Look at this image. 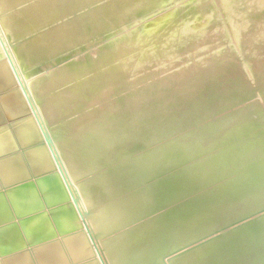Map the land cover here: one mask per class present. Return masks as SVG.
Returning <instances> with one entry per match:
<instances>
[{
	"label": "rangeland",
	"instance_id": "obj_1",
	"mask_svg": "<svg viewBox=\"0 0 264 264\" xmlns=\"http://www.w3.org/2000/svg\"><path fill=\"white\" fill-rule=\"evenodd\" d=\"M47 1L0 0V60L43 134L96 260L264 264V0H64L60 10ZM94 18L97 26H91ZM33 44L50 52L34 53ZM114 44L103 63H84L86 54ZM50 71L57 79L39 84ZM3 73L1 68L0 77L8 79ZM94 76L97 85L84 86ZM13 104L14 114L23 112ZM70 109L74 120L107 124L100 131L92 122L82 137L101 143L99 162L95 155L92 162L83 160L86 167L74 161L90 145L97 152L98 143L77 150L82 142L66 136L75 127L65 120ZM103 144L119 152L111 147L103 158ZM35 252L0 264H33L34 258L41 264Z\"/></svg>",
	"mask_w": 264,
	"mask_h": 264
},
{
	"label": "water",
	"instance_id": "obj_2",
	"mask_svg": "<svg viewBox=\"0 0 264 264\" xmlns=\"http://www.w3.org/2000/svg\"><path fill=\"white\" fill-rule=\"evenodd\" d=\"M1 68L8 79L0 77V256L8 253V248L9 252L33 250L57 235L67 238L84 230L43 134L29 118L25 100L4 60H0ZM10 103L18 104L23 112L14 114ZM33 222H46L53 235L39 241L28 238ZM4 237L8 240H1ZM87 242L91 255L82 264H99L91 242ZM65 261L80 263L67 255Z\"/></svg>",
	"mask_w": 264,
	"mask_h": 264
},
{
	"label": "bare ground",
	"instance_id": "obj_3",
	"mask_svg": "<svg viewBox=\"0 0 264 264\" xmlns=\"http://www.w3.org/2000/svg\"><path fill=\"white\" fill-rule=\"evenodd\" d=\"M14 1V0H13ZM46 1V0H45ZM50 1V0H49ZM49 1H47V2H49ZM67 2H68V0H66ZM219 1V0H218ZM2 2V1H1ZM0 2V3H1ZM10 2V1H9ZM51 2V1H50ZM53 2V1H52ZM54 7H56V8H58L59 10L62 8V7H64L63 6V2H64V0H54ZM16 3V2H15ZM125 3V2H124ZM222 3V2H221ZM47 3L45 2V6H47L46 5ZM53 4V3H52ZM65 4H67V3H65ZM43 7H45L44 5H42ZM48 6H50V5H48ZM47 6V7H48ZM67 6V5H66ZM65 6V7H66ZM3 7H4V5H3ZM53 7V5H52V8L53 9H55ZM6 8V7H5ZM37 8H39V7H37ZM1 9V8H0ZM136 9V8H135ZM36 10V9H35ZM34 10V8H33V10H31V12H34L35 11ZM44 10V9H43ZM48 10V9H47ZM50 10V9H49ZM104 10V9H103ZM111 10V9H110ZM109 10V11H110ZM37 11H40V10H37ZM98 11V10H97ZM113 11V10H112ZM119 11V10H118ZM26 12V11H25ZM30 12V13H31ZM44 12V11H43ZM42 13V12H41ZM46 13V12H45ZM111 13V12H110ZM20 14V13H19ZM28 14V13H27ZM32 14V13H31ZM30 14V16L29 15H27V16H29L30 18L29 19H32L31 17H32V15ZM37 14H40V13H37ZM44 14V13H43ZM98 14H100V12L99 13H96V17L98 16ZM109 14V13H108ZM15 15V14H14ZM101 15V14H100ZM202 15V14H201ZM17 16V15H16ZM18 16H20V15H18ZM17 16V17H18ZM26 16V17H27ZM21 17V16H20ZM101 17H103V16H101ZM100 16H99V18L100 19H102ZM108 17H109V15H108ZM112 17V16H111ZM95 19V21H92V23H91V26H92V24H93V26H97V21L98 20H100V19ZM14 19V18H13ZM20 19V18H19ZM104 19V18H103ZM10 20V19H9ZM16 20H17V18H16ZM84 20V19H83ZM86 20V19H85ZM89 20V19H88ZM88 20H87V22H88ZM6 21V20H5ZM22 21H24V20H22ZM90 21V20H89ZM101 21H103V20H101ZM101 21H99V23L101 22ZM31 23H32V20L30 21ZM48 22V21H47ZM4 23V22H3ZM8 23H10L9 21L7 22V24ZM24 24V23H23ZM5 25V24H4ZM54 25V24H53ZM8 26V25H7ZM22 26V25H21ZM24 26V25H23ZM90 26V25H89ZM91 26H90V28L89 29H91ZM99 26V25H98ZM100 26H102V25H100ZM6 27V26H5ZM11 27V26H10ZM20 27V26H19ZM85 27H87L86 25H85ZM23 28V27H22ZM82 28V27H81ZM93 28V27H92ZM99 28V27H98ZM16 29V28H15ZM87 29V28H86ZM94 29V28H93ZM93 29H92V31H93ZM98 32H100L99 30L101 29H97V28H95ZM19 30H21V29H19ZM62 30H63V28H62ZM72 30V29H71ZM96 30H95V32H96ZM11 31H12V28H11ZM15 31V30H14ZM16 31H18V30H16ZM55 31V30H54ZM64 31V30H63ZM83 31V30H82ZM84 31H86L85 29H84ZM84 31H83V33H84ZM189 31V30H188ZM22 32H23V30H22ZM51 32V31H50ZM97 32V33H98ZM11 33V32H10ZM14 33V32H13ZM18 33V32H17ZM20 33V32H19ZM63 33V32H62ZM90 33H93V32H91L90 31ZM90 33H88V31H87V34H90ZM14 34H16V33H14ZM14 34H13V36H14ZM36 34V33H35ZM76 34V33H75ZM82 34V33H81ZM86 34V35H87ZM96 34V33H95ZM2 35V34H1ZM12 35V34H11ZM74 35V34H73ZM79 35V34H78ZM83 35H85V34H83ZM94 36V35H93ZM12 37V36H11ZM46 37V36H45ZM45 37L43 38V39H45ZM54 37V36H53ZM52 37V38H53ZM72 37V36H71ZM74 37V36H73ZM28 38V37H27ZM47 38H49V37H47ZM86 38V37H85ZM84 39V38H83ZM23 40V39H22ZM46 40L48 41V39H45V41L44 42H46ZM54 40V39H53ZM52 40V41H53ZM75 40H77V39H75ZM14 41V40H13ZM30 41V40H29ZM33 41H34V39H33ZM57 41V40H56ZM55 41V42H56ZM61 41V40H60ZM36 41H34V43H35ZM76 42V41H75ZM74 42V43H75ZM33 43V42H32ZM38 43V42H37ZM48 43H50V42H48ZM47 42H46V44H48ZM80 43H81V41H80ZM94 43V42H93ZM22 44V43H21ZM20 44V45H21ZM45 44V43H44ZM52 44H53V42H52ZM60 44H62L63 45V43H60ZM64 44H68V43H64ZM100 44V43H99ZM113 44V43H112ZM14 45V44H13ZM26 45H28V47H30L29 46V44H26ZM34 45V44H33ZM61 45V46H62ZM2 46V45H1ZM17 46V45H16ZM24 46V45H23ZM35 46V45H34ZM45 46V45H44ZM44 46H42V47H40V45L39 44H37L35 47H38V49H36L35 50V52L34 53H41V52H50V51H46V48H43ZM51 46V45H50ZM27 47V48H28ZM33 47V46H32ZM54 47H57V46H54ZM77 47V46H76ZM92 47V46H91ZM114 47H115V44L114 45H110V46H108V47H104V48H96V50L94 51V53H90L91 55H89V54H86L87 55V59H83L85 62L84 63H86L87 62V66L89 67V66H95L96 64H98V62H101V63H103L104 62V54L106 53H110L111 55L113 54V51H114ZM15 48V47H14ZM49 48H51V47H49ZM59 48V47H58ZM5 49V48H4ZM24 49V48H23ZM28 49H30V48H28ZM54 49V48H53ZM60 49V48H59ZM78 49V48H77ZM89 49V48H88ZM109 51H108V50ZM25 50V49H24ZM50 50V49H49ZM72 50V49H71ZM33 51H34V49H33ZM69 51V50H68ZM72 51H74V50H72ZM93 51V50H92ZM108 51V52H107ZM5 52V51H4ZM74 52H77L76 50L74 51ZM73 52V53H74ZM83 52V51H82ZM18 53V55L20 56L21 54H23L24 53V51L23 50H21V48L19 49V51L17 52ZM27 53V52H26ZM60 53V52H59ZM108 53V54H109ZM8 54V53H7ZM65 54H67V53H65ZM78 54H79V52H78ZM81 54V53H80ZM115 54V53H114ZM1 55V54H0ZM25 55V54H24ZM27 56H28V54H27ZM26 56V57H27ZM31 56H33V55H31ZM35 56H36V54H35ZM39 56V55H38ZM37 56V57H38ZM59 56V55H58ZM90 56V57H89ZM106 56V55H105ZM21 57H23V56H20V58ZM36 57V58H37ZM66 57V56H65ZM64 57V58H65ZM71 57V56H70ZM107 57V56H106ZM105 57V58H106ZM108 57H110V55H108ZM114 57H115V55H114ZM113 57V58H114ZM6 58V57H5ZM23 58H25V56L23 57ZM31 58V57H30ZM33 58H34V56H33ZM83 58V57H82ZM111 58V57H110ZM22 59V58H21ZM20 59V60H21ZM26 59V58H25ZM39 59V58H38ZM38 59L36 60V59H32L33 60V63H34V61L36 60V61H38ZM55 59V58H54ZM67 59V58H66ZM130 59V58H129ZM31 60V59H30ZM29 59H28V61H30ZM52 60V59H51ZM68 60V59H67ZM82 60V61H83ZM106 60H108V58L106 59ZM112 60V59H111ZM114 60V59H113ZM112 60V61H113ZM25 61H27V59L25 60ZM130 61V60H129ZM7 62V61H6ZM14 62V61H13ZM17 62V61H16ZM20 62V61H19ZM41 61H39V63H40ZM97 62V63H96ZM109 62V61H108ZM107 62V63H108ZM46 63V62H45ZM75 63V62H74ZM43 64H44V62H43ZM19 65V64H18ZM50 65V64H49ZM49 65H46V66H48V69H49ZM79 65H83V64H79ZM79 65L77 66V68L79 67ZM100 65V64H99ZM137 65V64H136ZM17 66V65H16ZM20 66V65H19ZM23 66V65H22ZM46 66H45V68H46ZM116 66V65H115ZM38 67V66H37ZM114 67V66H113ZM73 68V67H72ZM80 68V67H79ZM90 68V67H89ZM23 69V68H22ZM81 69V68H80ZM86 69V68H85ZM113 69V68H112ZM39 70V69H38ZM42 70H44V67L42 68ZM41 70V71H42ZM46 70V69H45ZM76 70V68L74 69H72V71H75ZM114 70V69H113ZM119 70V69H118ZM37 71V70H36ZM121 71V70H120ZM20 72V71H19ZM53 72H54V69H53ZM51 73V71L49 72V73H51L49 76L48 75H46V77L44 78V74H43V76H42V74H41V77H43L41 80H40V83L39 84H45V83H48L49 81H51V82H54L55 80H52V79H57V76H56V74L55 73ZM82 72V71H81ZM118 72V71H117ZM42 73V72H41ZM63 73V72H62ZM119 73H122V72H119ZM118 73V74H119ZM19 74V73H18ZM25 74V73H24ZM115 74V73H114ZM7 75V74H6ZM31 76V75H30ZM38 76V75H37ZM36 76V77H37ZM97 76V75H96ZM96 76H94L92 79H89V80H87V81H85V84H84V86H87L89 83H97L98 81H97V79H96ZM32 77V76H31ZM51 77H53V78H51ZM98 77V76H97ZM14 79H16L15 77H14ZM37 79V78H36ZM85 79V78H84ZM30 80V79H29ZM33 81V80H32ZM31 81V82H32ZM38 81V80H37ZM59 81V80H58ZM100 81V80H99ZM17 82V81H16ZM60 82V81H59ZM58 82V83H59ZM64 82V81H63ZM33 83V82H32ZM55 83H57V82H55ZM27 84V83H26ZM35 84V83H34ZM52 84V83H51ZM124 84V83H123ZM38 85V84H37ZM36 85V86H37ZM97 85V84H96ZM34 85L32 84V87H33ZM57 85H55L54 87H56ZM38 87V86H37ZM41 87H42V85H41ZM53 87V86H52ZM44 88H45V86H44ZM37 89V88H36ZM41 90H42V88H40ZM40 89H38V90H40ZM47 89V88H46ZM33 90H34V88H33ZM108 90V89H107ZM116 90V89H115ZM45 91V90H44ZM43 91V92H44ZM39 92V94H40V91H38ZM23 96V95H22ZM58 96V95H57ZM54 97V96H53ZM65 98V97H64ZM63 98V99H64ZM49 102V101H48ZM57 103V102H56ZM11 104V103H10ZM52 104H54L53 102H52ZM61 104V103H60ZM65 104V103H64ZM14 105V104H13ZM16 105V104H15ZM63 105V104H62ZM11 106H12V104H11ZM10 106V107H11ZM59 106V105H58ZM28 107V106H27ZM114 107L115 106H113V109H114ZM17 108H19V107H17ZM47 108H48V106H47ZM122 108V107H121ZM49 109H52V108H49ZM113 109H111L112 111H113ZM10 110H12V108H10ZM65 110H68V108L67 109H65ZM103 110V109H102ZM101 110V111H102ZM115 110H116V108H115ZM119 110V109H118ZM14 111V110H13ZM19 111H21L20 109H19ZM122 111V110H121ZM120 111V112H121ZM22 112V111H21ZM48 112V111H47ZM51 112V111H50ZM68 112V113H67ZM66 112V117H65V120L68 122H72V123H74V129L71 127V129H73V130H69V131H66V133H67V137L69 136V135H71L72 137H75L79 142H82V143H80L81 145H79V143H78V146H77V144L75 145L76 147H77V150L78 151H82V150H79L78 148H81V147H85V149H87V147H86V145L87 146H89V144H94V143H96L97 145H95L96 146V150H97V152L95 151V148L93 149V148H90V146H89V148L87 149V150H85V151H82L83 152V154L81 155V154H79L80 152H78L77 153V155H81V156H77V159L76 160H74V161H80L81 160V163L83 162V160L85 161V163H88V162H92V160L95 158H93V155H95L96 153H99V154H101V152H99V151H101V150H103V148L101 147V143H99V141L98 140H95L94 141V139H88L87 141H89V142H87V141H85V140H82L84 137V135H85V132L86 133H88V135L91 133V131H90V129H91V127L88 129V127H89V125H91V124H94V123H92V122H95V125H97L98 127H100L101 128V130L100 131H103V129H105V128H103V124H104V122L102 123V126H99V125H101V124H99L98 125V120L97 121H95L94 120V118H87V117H85V118H81L80 116V118H77V120H74V118L72 117V116H74V115H72L74 112H73V110L71 111V109H70V111H67ZM73 112V113H72ZM103 112H105V111H103ZM15 113H18V112H15ZM72 113V114H71ZM118 113H119V111H118ZM123 113V112H122ZM21 114V113H20ZM47 114V113H46ZM59 115H61V113L59 114ZM48 116V115H47ZM50 116V115H49ZM62 116V115H61ZM60 116V117H61ZM124 116V115H123ZM127 116V115H126ZM30 117V116H29ZM63 117V116H62ZM72 117V118H71ZM113 118H114V116H112ZM111 117V119H113ZM116 117V116H115ZM122 117V116H121ZM68 118H69V120H68ZM53 119H54V117H53ZM57 119V118H56ZM56 119H54V120H56ZM119 119V118H118ZM122 119V118H121ZM92 120H94V121H92ZM125 120H126V118H125ZM130 120V119H129ZM60 121V120H59ZM66 121H61V122H64V124H65V122ZM107 121H108V119H107ZM113 121V120H112ZM114 121H115V119H114ZM110 122V121H109ZM58 123V122H57ZM124 123V122H123ZM69 124V123H68ZM119 124V123H118ZM122 124V123H121ZM93 126V125H92ZM107 127V124L105 123L104 124V127ZM109 126V125H108ZM125 126V125H124ZM65 127V126H64ZM113 127V126H112ZM117 127V126H116ZM103 128V129H102ZM115 128V127H114ZM111 129H113V128H111ZM110 129V130H111ZM116 129V128H115ZM129 129V128H128ZM88 130V131H87ZM112 131V130H111ZM120 131V130H119ZM99 132V131H98ZM107 132V131H106ZM114 132H115V130H114ZM114 132H112V135H110V136H113V134H114ZM63 133V132H62ZM65 133V132H64ZM64 133H63V137H64ZM65 133V134H66ZM73 134V135H72ZM94 134V133H93ZM117 134H119L120 135V133H118V131H117ZM119 135H117V136H119ZM128 135V134H127ZM70 137V136H69ZM83 137V138H82ZM90 137V136H89ZM89 137H87V138H89ZM102 137H104V136H102ZM125 137V136H124ZM86 138V137H85ZM106 138V137H105ZM105 138H103V139H105ZM128 138V137H127ZM140 138V137H139ZM75 139V140H76ZM100 139V138H99ZM102 139V140H103ZM106 139H108L109 141H110V138H106ZM105 139V140H106ZM116 139V138H115ZM65 140H67V139H65ZM70 140V139H69ZM76 140V141H77ZM82 140V141H81ZM101 140V141H102ZM104 140V141H105ZM75 141V142H76ZM104 141H102V143H104L105 144V142ZM115 141V140H114ZM114 141H112V142H114ZM119 141V140H118ZM118 141H116V142H118ZM121 141V140H120ZM72 142V141H71ZM106 142H107V140H106ZM115 142V143H116ZM130 142V141H129ZM108 143V142H107ZM114 143V144H115ZM127 143V142H126ZM136 143V142H135ZM64 144H66V143H64ZM73 144V143H72ZM99 144H100V146H99ZM104 144H103V147H106L105 148V151H103L102 153V157L103 158H106L107 156H108V158H109V155L107 154V155H105L110 149H111V147H112V149L115 147V149L116 148H118V147H116V146H110V149H109V147L107 148V146L105 145L104 146ZM112 144V143H111ZM118 144H119V142H118ZM120 144L121 145H123V141L122 142H120ZM68 145H70V144H68ZM116 145V144H115ZM94 146V147H95ZM117 146H119L120 147V145H117ZM124 146V145H123ZM91 147H93V146H91ZM67 148V147H66ZM70 148V147H69ZM121 148V147H120ZM71 149H74V151H76V149L75 148H71ZM70 149V150H71ZM109 149V150H108ZM99 150V151H98ZM106 150H107V152H106ZM116 150H118V149H116ZM125 149H123V151H124ZM131 150V149H130ZM68 151V150H67ZM87 151V152H86ZM113 151H114V149H113ZM128 151V150H127ZM69 152H71V151H69ZM106 152V153H105ZM111 152V151H110ZM115 152V151H114ZM118 152H119V150H118ZM120 152L124 155L125 153H123L121 150H120ZM125 152V151H124ZM231 152V151H230ZM111 153H113V152H111ZM117 153V152H116ZM115 153V154H116ZM118 154H120V153H118ZM182 154V153H181ZM72 155H73V152H72ZM75 155H76V152H74V157H75ZM98 155V154H97ZM97 155H95L96 156V158L98 157ZM104 155H105V157H104ZM117 155V154H116ZM115 155V156H116ZM112 157L114 156V154H112L111 155ZM126 156V155H125ZM99 157H100V155H99ZM122 157V156H121ZM76 158V157H75ZM102 158V159H103ZM115 158V157H114ZM113 158V159H114ZM213 158V157H212ZM102 159L100 158V161H102ZM98 160V161H97ZM78 161V162H79ZM94 161H97V162H99V159L97 158V159H95ZM93 161V162H94ZM105 161H107V159H105ZM104 161V162H105ZM78 162H76L78 165L80 164V163H78ZM84 163V162H83ZM82 163V164H83ZM84 163V164H85ZM101 163V162H100ZM107 163H108V161H107ZM75 164V163H74ZM83 164V166L84 167H86L85 165ZM92 164V163H91ZM96 164H98V163H95V165ZM102 165H103V162L101 163ZM104 164H106V163H104ZM72 165H73V163H72ZM78 165H76V166H78ZM94 165V163L92 164V166ZM95 165L93 166V167H95ZM89 166V165H88ZM91 166V167H92ZM97 166L98 165H96V167L95 168H97ZM75 167V166H74ZM100 167H101V165H100ZM75 168H79V167H75ZM94 168V169H95ZM81 169H82V167H81ZM80 169V170H81ZM94 169H93V171H94ZM101 169H103V167L101 168ZM85 170V169H84ZM97 170H98V168H97ZM96 170V171H97ZM99 170H100V168H99ZM116 170V169H115ZM262 170V169H261ZM78 171V170H77ZM87 171V170H86ZM118 171V170H117ZM59 172V171H58ZM97 173V172H96ZM60 174V173H59ZM84 174H86V173H84ZM118 175V174H117ZM76 176V175H75ZM83 176V175H82ZM110 177L112 176L111 174L109 175ZM121 176V175H120ZM76 178H78V176L76 177ZM113 178H114V176H113ZM252 178H253V176H252ZM258 178V177H257ZM91 180V179H90ZM138 180H140V179H138ZM255 180H256V178H255ZM107 181H108V179H107ZM111 181V180H110ZM146 181V180H145ZM252 181V180H251ZM109 182V181H108ZM263 182V181H262ZM86 183V182H85ZM113 183H114V181H113ZM240 183V182H239ZM97 184V183H96ZM112 184V183H111ZM207 184V183H206ZM94 185V184H93ZM98 185H100V184H98ZM110 185V184H109ZM89 187V186H88ZM94 187V186H93ZM98 187V186H97ZM90 188V187H89ZM92 188V187H91ZM96 188V187H95ZM100 188V187H99ZM97 189V188H96ZM101 189V188H100ZM159 189V188H158ZM158 189H155L157 192L158 191H160V190H158ZM155 190L154 189H152V191L155 193ZM191 191V190H190ZM93 192V191H92ZM148 192V191H147ZM94 193V192H93ZM159 193V192H158ZM144 194V193H143ZM160 194H161V192H160ZM113 195V194H112ZM148 195V194H147ZM106 196V195H105ZM126 197V196H125ZM124 197V198H125ZM70 198H71V196H70ZM122 200H124V199H120V202L122 201ZM71 201H72V199H71ZM115 201H119V200H115ZM115 201H113V202H115ZM100 202V201H99ZM112 202V203H113ZM127 202V201H126ZM72 203H73V201H72ZM116 203V202H115ZM114 203V204H115ZM120 204V203H119ZM118 204V205H119ZM73 205H74V203H73ZM105 205V204H104ZM107 205V204H106ZM105 205V206H106ZM110 205V204H109ZM115 205H117V203L115 204ZM114 206V205H113ZM117 207V206H116ZM115 206L114 207H112V208H116ZM74 208H75V210H76V212L78 213V211H77V209H76V207H75V205H74ZM112 208H110V209H108V212L112 209ZM126 209V208H125ZM125 209H123V210H125ZM116 210V209H115ZM117 212L121 215V213H120V211H118V209H117ZM102 213V212H101ZM96 214V213H95ZM78 215H79V213H78ZM107 215V214H106ZM215 215V214H214ZM102 216V215H101ZM103 216H104V214H103ZM108 216V215H107ZM106 216V217H107ZM106 217H104L105 219H107ZM110 217V216H109ZM79 218H80V222H81V225H82V228L84 229L82 232H79V233H76V234H74V235H71V236H69V237H60L59 235H57V239H55V240H53V241H50L49 243H46L47 245H45V246H41L40 248H38V247H36V248H34L33 250L32 249H28V250H17V251H11V252H9L8 250L6 251V252H8V253H6V254H4V255H1L0 256V260L2 259V258H7V257H9V256H13V255H16V254H19V253H22V252H27V254H29L30 256H32V258H33V252H34V250H36V252H35V254L38 256V258L40 259V263L41 264H61V263H63L64 262V260H65V256L67 255L68 257H69V260H74V261H79L80 260V263L79 264H82V263H85L86 262V259L88 258V256L89 255H91V252H90V248H89V244H88V242L87 241H90V238H89V236H88V234H87V232H86V230H85V227H84V225H83V223H82V220H81V217H80V215H79ZM104 218H103V220H104ZM108 220H109V218H108ZM107 221V220H106ZM63 222H64V224L65 225H68V220L67 219H64L63 220ZM100 222H102V221H100ZM113 222H115V221H113ZM36 223V224H35ZM108 223V222H107ZM106 223V224H107ZM33 224V226H32V228H31V231H28V235H27V237L28 238H30V239H37V241H39V240H44V239H47L48 237H50L51 235H53L50 231L48 232L47 231V229H46V222H43V223H38V222H33L32 223ZM117 224V223H116ZM95 226V225H94ZM156 226V225H155ZM58 228L60 229L61 227H59L58 226ZM255 228H257V227H255ZM136 230V229H135ZM153 229H151V231H152ZM239 230V229H238ZM256 230V229H255ZM249 231V230H248ZM145 233V232H144ZM149 233V232H148ZM129 234V233H128ZM147 234V233H146ZM153 234V233H152ZM181 234V233H180ZM251 234V233H250ZM134 235V234H133ZM139 235V234H138ZM241 235V234H240ZM23 236V235H22ZM24 236L26 237V233L24 232ZM23 236V237H24ZM121 236V235H120ZM144 236V235H143ZM253 236V235H252ZM262 236V235H261ZM140 237H142V236H140ZM150 237V236H149ZM149 237H147V238H149ZM239 238V237H238ZM253 238V237H252ZM258 238V237H257ZM263 238V237H262ZM240 239V238H239ZM255 239V238H254ZM8 240V239H7ZM245 240V239H244ZM115 241V240H114ZM129 241V240H128ZM135 241V240H134ZM140 241H142V240H140ZM139 241V242H140ZM147 241V240H146ZM239 241V240H238ZM241 241V240H240ZM239 241V242H240ZM255 241V240H254ZM109 242V241H108ZM133 242V241H132ZM131 242V243H132ZM249 243H250V241H248ZM123 243V242H122ZM226 243V242H225ZM194 244V243H193ZM263 244V243H262ZM245 245V244H244ZM258 245V244H257ZM260 245V244H259ZM129 246V245H128ZM223 246V245H222ZM114 247V246H113ZM242 247V246H241ZM39 249V250H38ZM115 249H118V248H115ZM131 249V248H130ZM190 249V248H189ZM214 249V248H213ZM242 249V248H241ZM249 249V248H248ZM184 250V249H183ZM111 251H113V250H111ZM111 251H109L110 253H111ZM115 251V250H114ZM113 251V252H114ZM117 251V250H116ZM208 251V250H207ZM238 251V250H237ZM250 251V250H249ZM118 252V251H117ZM125 252V251H124ZM4 253V252H3ZM104 253V252H103ZM136 253V252H135ZM200 253V252H199ZM249 253V252H248ZM251 253V252H250ZM211 254V253H210ZM254 254V253H253ZM3 256V257H2ZM171 256V255H170ZM175 256V255H174ZM178 256V254L176 255V257ZM202 257V256H201ZM206 257V256H205ZM118 257H116V259H117ZM110 259V258H109ZM108 259V260H109ZM115 259V258H114ZM124 259V258H123ZM214 259H216V258H214ZM257 259V258H256ZM111 260V259H110ZM167 260V259H166ZM202 260V259H201ZM6 261V260H5ZM31 263H33V264H39L38 262H37V260L34 258V260L32 261H30ZM111 262H113V260H111ZM70 263H72V262H70ZM160 263V262H159ZM99 264H100V262H99ZM221 264H222V262H221Z\"/></svg>",
	"mask_w": 264,
	"mask_h": 264
}]
</instances>
